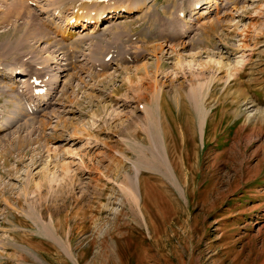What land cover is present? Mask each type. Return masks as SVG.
<instances>
[{
    "label": "rangeland",
    "instance_id": "rangeland-1",
    "mask_svg": "<svg viewBox=\"0 0 264 264\" xmlns=\"http://www.w3.org/2000/svg\"><path fill=\"white\" fill-rule=\"evenodd\" d=\"M103 1V17L143 7L83 29L68 9L49 17L54 0H0V71L25 65L0 83L42 95L16 96L42 110L0 132V264H264V0ZM41 20L47 39H26ZM29 62L51 89L23 73ZM14 92L0 91L4 123ZM165 129L180 178L153 152L166 155Z\"/></svg>",
    "mask_w": 264,
    "mask_h": 264
},
{
    "label": "bare ground",
    "instance_id": "bare-ground-1",
    "mask_svg": "<svg viewBox=\"0 0 264 264\" xmlns=\"http://www.w3.org/2000/svg\"><path fill=\"white\" fill-rule=\"evenodd\" d=\"M62 0H54V7H55V9L54 8H52V10L54 9V12L53 13H51L50 15L51 16H49V17H56L57 16V18H60V17H62V14L64 13L63 12V10H66V9H68V10H70V12H69V17L71 18V20H74V22H73V26H78V25H81V27L84 29H87V27H86V24H84L85 23V21H87V20H90V19H93L94 18V24H95V26L97 25V27H96V29H98V26L100 25L99 23H102L104 20H107L108 18H119L120 16H122L121 14H120V12L122 11V12H127V13H132L133 11H136V10H141L142 9V7H143V5H142V3H139V1H137V2H135V4H137V5H135L136 7H134V5L133 4H130V3H126V4H121L119 7H117V8H115V9H112L111 10V7L109 8V10H111V11H109V13L105 16V17H103L104 15H105V9H106V7H108L110 4H106L103 0H69V2H67V3H62L61 2ZM142 1H144V4H145V0H142ZM141 1V2H142ZM83 2H85V3H83ZM88 2H96V6L95 7H93L92 9H90V7H91V4H89L88 5ZM139 3V4H138ZM15 5H22V0H17V2H15L14 3ZM196 4V3H195ZM93 5V4H92ZM123 5V6H122ZM126 6V8H124L125 6ZM48 6H49V10H50V7H53V4H51V3H49L48 4ZM112 6H114V5H112ZM112 8H114V7H112ZM194 9V8H193ZM108 10V9H107ZM40 11H43L42 9L40 10ZM59 11H61L60 12V14H58V12ZM205 12V11H204ZM41 13V12H40ZM136 13V12H135ZM205 14V13H204ZM53 15V16H52ZM130 15V14H129ZM48 18V17H47ZM62 19V18H61ZM56 20V19H55ZM68 20V19H67ZM51 21V20H50ZM57 21V20H56ZM62 21V20H61ZM53 22V21H52ZM56 23V22H55ZM48 24L49 23H45L43 20H41V26H37L36 25V23H34L33 24V27H32V25H30V27H29V31H28V34H27V37H26V39H32V40H35V42L36 43H38V41H44V40H46L47 39V35H48V33H47V30L45 29V26L46 27H48ZM58 27V26H57ZM117 28V27H116ZM96 29H95V27L94 28H92V29H90V31H88V34L87 35H84V37H82V36H79L78 37V39L76 40V41H74V43H75V45H76V47L77 48H80V47H82V45H80V43H85L86 44V42L87 41H85V39H90V37H87L90 33H95L96 32ZM63 31V30H62ZM61 31V32H62ZM80 31V30H79ZM51 32H52V30H51ZM53 33V32H52ZM65 34V33H64ZM65 36H67V35H65ZM67 38V37H66ZM81 38H83V41L82 40H80ZM78 40L80 41V42H78ZM91 40V39H90ZM114 40V39H113ZM112 41V40H111ZM34 42V43H35ZM47 43V42H46ZM107 43V42H106ZM112 43V42H111ZM62 43H60L59 45H61ZM114 44V43H113ZM112 44V45H113ZM70 47V46H69ZM69 47H68V52H69V50H71V49H69ZM110 47V46H109ZM108 47V49H110ZM59 49L60 48H62V47H58ZM106 48V47H105ZM96 49H98V48H96ZM107 49V50H108ZM73 51H75L74 49H72ZM58 51V50H57ZM76 52V51H75ZM63 53V55H66V53L67 52H62ZM62 53H60V54H62ZM77 53V52H76ZM96 53V52H95ZM101 53V52H100ZM99 53V54H100ZM107 53H110V52H107ZM114 53V52H113ZM110 54H112V53H110ZM27 55V54H26ZM26 55H24V56H26ZM86 55V54H85ZM108 54H105L104 55V57H106ZM122 54H120L119 56H121ZM70 56V57H69ZM68 57H67V59H69L70 61H71V59L70 58H72V57H75L76 55H69ZM123 56V55H122ZM27 58V57H26ZM29 58V57H28ZM112 59H114V57L112 56L109 60H112ZM29 60V59H28ZM68 60V61H69ZM28 62V61H27ZM47 62V66H45V68H51V66H52V64L54 63L52 60H48V61H46ZM72 62V61H71ZM31 62H29V64H27L28 66H26V68H27V70H28V72H23L25 75H27L28 77H29V79H32V77L33 76H35V78H33L32 80H33V82L35 83V80H37V82L38 83H40L39 84V86L41 85V82H44V84H43V87L44 86H49V84H48V82H46V78H47V73H45V75H44V72H43V69H45V68H43V67H41V66H39V69L38 70H35V69H33V68H35L36 66H38L40 63H37V64H35V66H33V64H30ZM70 63V62H69ZM109 63H111L110 61H105L104 60V58L102 59V65H104V64H109ZM0 65H2L1 63H0ZM22 67H25V65H21V66H19V67H15V68H11V66L10 67H7V69H9V70H6V73H3V72H1L0 71V76H1V78H3V79H6L7 78V80L9 79L10 81H13V77L16 75V74H18V72L20 71V69L22 68ZM146 68V67H145ZM4 70V66H0V70ZM25 71V70H24ZM20 74V73H19ZM22 74V73H21ZM44 76V80H42V77ZM25 79V78H24ZM28 79V78H27ZM40 79V81H38ZM32 80H30V81H32ZM26 82V81H25ZM29 81L27 80V82L26 83H28ZM6 83V82H5ZM30 83V82H29ZM28 85L29 84H26L25 86H16V89H15V87H10V86H7V85H1V83H0V91L2 92V93H4V94H7V92H14V91H17V95L15 94V92H14V94H12L13 95V99H12V104H13V109L11 108V110L12 111H15V114H14V117L13 118H11V120H9V114L11 113H9V112H7V114L5 115V118H2V119H4L5 120V122L6 123H4V122H2L1 120H0V132L3 130V129H8V128H10V127H13V125L16 123L15 121H16V119H18L19 117H20V115L23 113L22 112V110L23 109H20V107H21V105H20V107H19V104H18V102H17V97L19 98V96L20 97H22V98H24L25 99V102L26 101H30V103H32V101L34 100V99H42V95H39V94H36V91L38 90V89H33V92H32V94H30V96H28L29 94L27 93V90H29V87L31 86L32 88H33V86L34 87H38V86H36L35 84L32 86V85H30L29 87H28ZM30 87V88H31ZM50 87V86H49ZM50 89H51V87H50ZM198 89L199 88H195V90L193 91V92H190L189 94H188V97H190V102L192 103V104H194V108H195V110L197 111V113H199L200 115H201V112H200V101H201V93L198 91ZM43 92V91H42ZM10 95V94H9ZM153 95H154V93H153ZM17 96V97H16ZM157 97H158V95H156ZM12 97V96H11ZM187 97V96H186ZM152 98V97H151ZM44 101V100H43ZM29 102H27V104H28ZM30 103L28 104V105H30ZM45 103V102H44ZM46 104V103H45ZM27 105V106H28ZM27 106H25V109L24 110H27V114H29V115H36L37 114V112H39L40 110H42L41 108H40V110H39V106L38 107H35L33 110L32 109H28V107ZM150 107V106H149ZM160 107V106H159ZM21 110V111H20ZM23 110V111H24ZM39 110V111H38ZM146 111L145 112H147V109H145ZM152 111V110H151ZM26 112V111H25ZM13 113V112H12ZM148 114H150V112L148 111V113H147V115ZM156 114V113H155ZM12 115V114H11ZM152 115V114H151ZM154 115V114H153ZM152 115V117L151 118H149V120H146L145 121V127H144V129L147 131V132H149V133H151V135L153 136V134H154V137H155V139L157 138V134H158V130H159V125L156 123V121H157V119L155 120V118H154V116ZM149 116V115H148ZM23 117H26V113H24V116ZM203 119H204V117H202L201 116V123H202V121H203ZM23 120V119H22ZM20 120H18V122H19ZM2 123V124H1ZM21 125V124H20ZM19 125V126H20ZM18 126V127H19ZM25 126V125H24ZM21 127V126H20ZM160 128L163 130V128L160 126ZM161 130V131H162ZM145 131V132H146ZM163 133V132H162ZM154 137L153 138H150V139H153V142H154ZM160 137V136H159ZM148 138L149 137H147V138H144V142H145V144H148V142H151L150 140H148ZM165 138H167L168 139V141H169V144L166 146V148H167V150H166V155L165 154H163V153H161L162 151L161 150H159L158 148L160 147H155V148H157V150L155 151H153L152 149V151L155 153V158H156V161H159V162H162V168H163V171L164 170H167V171H173L174 172V174L176 175V176H179V178H180V176H183V174H182V170H181V168L183 167L184 168V165L187 163L186 162V159H185V155H184V153L182 152V151H180V148H179V139H178V136L176 137V139H177V141H175V140H172L170 137H169V135L166 133V129H165V131H164V140H165ZM158 139H160V138H158ZM158 139H157V142L158 143H161L160 142V140L158 141ZM182 139H185V133L183 132V135H182ZM166 142V141H165ZM155 143V142H154ZM154 143L152 144V145H154ZM157 143V144H158ZM150 144V143H149ZM148 144V145H149ZM152 145H149V146H151L152 147ZM155 145H156V143H155ZM147 146V145H146ZM149 146H147V147H149ZM156 146H158V145H156ZM153 148V147H152ZM149 149H150V147H149ZM149 151V150H148ZM161 151V152H160ZM145 152V151H144ZM151 152V151H150ZM152 152V153H153ZM150 153H144V156L146 157L147 155H149ZM151 155V154H150ZM141 157H142V155H141ZM147 159H148V156H147ZM164 160V161H163ZM149 161H153V160H149ZM154 162V161H153ZM152 162V163H153ZM157 164V163H156ZM158 165H159V163H158ZM158 167V166H157ZM161 166L159 165V167L158 168H160ZM185 167H187V166H185ZM170 169V170H169ZM165 172V171H164ZM163 172V173H164ZM167 173V172H166ZM174 175V176H175ZM141 182V181H140ZM131 186L133 187V185H132V183H131ZM130 186V187H131ZM126 196L128 197V198H130L131 199V201L129 202V211L130 212H133V214H135V216L137 217V215H136V204H137V202H138V195H136L135 193H132V191H130V192H127L126 193ZM146 198H148V196H146ZM146 200V199H145ZM145 210V209H144ZM121 214V213H120ZM139 221V220H138ZM55 228V227H54ZM53 227H51V231H52V235H53V237H55L56 236V233L58 232L57 230L55 231V229H54ZM56 232V233H55ZM52 237V239H53V241H54V238ZM56 238V237H55Z\"/></svg>",
    "mask_w": 264,
    "mask_h": 264
}]
</instances>
